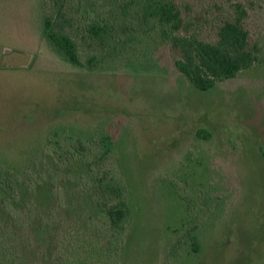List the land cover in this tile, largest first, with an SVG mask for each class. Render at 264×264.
Here are the masks:
<instances>
[{
	"label": "rangeland",
	"instance_id": "1",
	"mask_svg": "<svg viewBox=\"0 0 264 264\" xmlns=\"http://www.w3.org/2000/svg\"><path fill=\"white\" fill-rule=\"evenodd\" d=\"M178 1L194 13L242 2L263 62L200 91L169 45L146 33L83 68L48 42L43 0H0V168L22 180L4 201L23 210L33 200L39 219L12 226L0 204V245L9 248L0 264H106L93 225L105 219L82 189L105 164L90 171L71 156H49L55 132L110 134L117 143L111 160L132 210L120 264H264V0Z\"/></svg>",
	"mask_w": 264,
	"mask_h": 264
},
{
	"label": "trees",
	"instance_id": "2",
	"mask_svg": "<svg viewBox=\"0 0 264 264\" xmlns=\"http://www.w3.org/2000/svg\"><path fill=\"white\" fill-rule=\"evenodd\" d=\"M183 3L178 0H43L44 34L56 52L70 63L92 69L105 56L123 49L139 35L157 33L172 50L175 67L200 91L210 90L263 62L262 47L251 41L245 23L248 8L242 2L220 6L219 11L210 6L195 13L192 6ZM198 134L205 139L209 137L205 130ZM46 147L49 156H71L85 163L90 171L105 164L94 176L84 180L82 189L89 193L91 205L105 219L103 223L94 220L93 225L104 238L106 264H120L132 210L127 181L111 160L116 156L115 139L110 134L88 139L72 135L63 138L55 132ZM108 160L112 163L106 165ZM48 175L47 186L55 194L58 172L50 169ZM21 182L18 174L0 168V204L11 211L15 219L12 226H31L35 218L39 220L35 217L37 205L33 200L23 210L13 209L4 201L9 194L14 197L15 192L11 191L21 187ZM32 182L41 184L38 179ZM86 225L90 227V220ZM188 239L198 252L197 236ZM8 250L6 243L0 245V258L9 259Z\"/></svg>",
	"mask_w": 264,
	"mask_h": 264
}]
</instances>
